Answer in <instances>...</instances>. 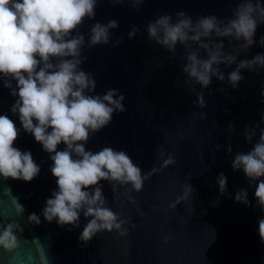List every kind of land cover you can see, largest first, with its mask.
Masks as SVG:
<instances>
[{"label": "water", "instance_id": "water-1", "mask_svg": "<svg viewBox=\"0 0 264 264\" xmlns=\"http://www.w3.org/2000/svg\"><path fill=\"white\" fill-rule=\"evenodd\" d=\"M133 2L98 0L94 19H86L79 29L87 42L95 22L116 20L119 24L110 30L108 45L85 47L87 59L81 67L93 75L96 94L117 89L125 96L126 109L114 113L110 124L90 137L86 150L96 152L106 146L123 150L148 176L139 192L130 190L129 185L118 187L114 194L107 181L101 182L108 206L129 220L124 225L128 234L105 231L84 246L78 240L87 222L83 216L81 227L71 231L68 226L44 221L42 215L41 224L29 223V214L42 213L57 185L49 154L21 130L14 146L31 151L41 171L31 182L0 178V218L6 226L15 220L23 229L15 232L16 249L0 247V264H264V242L258 233L264 211L256 205L254 184L242 170L231 167L237 152L252 147L245 140V128L252 130L259 124L257 138L264 128V97L260 94L264 69L242 70L244 79L234 88L227 75L236 65H221L225 80L213 78L211 85L202 89L194 82L185 83L187 77L181 69L184 47L178 46L173 56L150 41L146 33L150 21L163 14L175 20L180 11L193 20L210 15L227 20L239 0H145L138 10ZM133 27L139 31L130 39ZM262 36L264 24L257 27L256 43L241 52L237 62L264 53L259 44ZM117 38L122 42L114 46ZM223 42L224 51H232L229 41ZM201 92L206 103L202 109L194 103ZM15 99L0 81V115H8L22 129L18 116L11 113ZM64 147L61 144L58 150ZM221 173L227 177L223 195L217 184ZM187 183L194 192L181 199ZM240 189L247 190L251 206L235 201ZM19 204L25 209L22 214L16 211Z\"/></svg>", "mask_w": 264, "mask_h": 264}, {"label": "clouds", "instance_id": "clouds-1", "mask_svg": "<svg viewBox=\"0 0 264 264\" xmlns=\"http://www.w3.org/2000/svg\"><path fill=\"white\" fill-rule=\"evenodd\" d=\"M109 2L122 4V0ZM144 2L134 0L132 5L138 10L137 6ZM97 3L98 0H0V81L16 98L11 113L18 116L22 126L17 127L6 114L0 115V178L31 182L39 175L41 168L31 151L14 146L21 130L31 134L49 154L50 171L57 187L46 199L42 213L29 214L28 221L39 225L42 215L44 221L55 222L61 228L68 226L71 231L81 227L83 216L87 222L78 240L84 246L105 231L128 234L124 225L129 220L122 219L120 213L108 206L101 182L107 181L114 194L118 187L129 185L130 190L139 192L148 178L123 150L106 146L93 152L85 147L94 133L110 124L114 113L126 111L125 96L119 90L96 94L93 75L81 67L87 59L83 55L85 47L108 45L112 39L110 30L119 27L116 20L106 24L95 22L86 42L79 29L86 19H94ZM262 24L264 0H239L227 20L215 15L193 20L180 11L175 20L172 15L163 14L150 21L146 33L150 41L173 56L178 46L184 47L186 55L182 57L181 69L187 77L185 83L194 82L207 89L213 78L225 80L221 65L235 64L227 75V82L235 88L244 79L242 70L264 69V53L237 62L238 55L256 43L255 33ZM138 31L133 27L129 38H134ZM224 39L229 41L232 51H224ZM121 42L117 38L114 46ZM259 44L264 46V36ZM260 94L264 97V90ZM194 103L201 109L206 107L202 92ZM202 117L205 118L203 114ZM261 119L264 121V114ZM259 126L245 128V140L252 147L247 152H237L231 167L233 171L242 170L250 184H254L256 205L264 211V128L257 138L255 128ZM61 144L65 147L58 150ZM227 151L232 153L230 145ZM217 184L223 195L227 191V177L223 173L217 177ZM193 192L187 183L181 199ZM234 198L237 203L251 206L247 190H238ZM16 211L22 214L25 209L19 204ZM17 229L23 230L14 220L0 231V247L9 251L18 247ZM258 233L264 242V219L258 221Z\"/></svg>", "mask_w": 264, "mask_h": 264}, {"label": "trees", "instance_id": "trees-1", "mask_svg": "<svg viewBox=\"0 0 264 264\" xmlns=\"http://www.w3.org/2000/svg\"><path fill=\"white\" fill-rule=\"evenodd\" d=\"M5 227L6 225L3 223V221L0 218V231H2Z\"/></svg>", "mask_w": 264, "mask_h": 264}]
</instances>
